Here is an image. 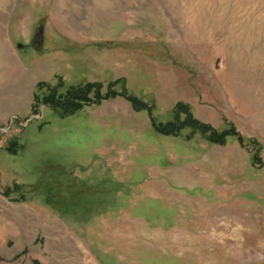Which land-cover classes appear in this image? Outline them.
Returning a JSON list of instances; mask_svg holds the SVG:
<instances>
[{"label": "rangeland", "instance_id": "obj_1", "mask_svg": "<svg viewBox=\"0 0 264 264\" xmlns=\"http://www.w3.org/2000/svg\"><path fill=\"white\" fill-rule=\"evenodd\" d=\"M87 1L60 0L71 38L57 0H0V264H264V0H130L121 21ZM60 76L123 78L159 121L185 102L247 142L164 135L123 96L33 114Z\"/></svg>", "mask_w": 264, "mask_h": 264}, {"label": "trees", "instance_id": "obj_2", "mask_svg": "<svg viewBox=\"0 0 264 264\" xmlns=\"http://www.w3.org/2000/svg\"><path fill=\"white\" fill-rule=\"evenodd\" d=\"M56 83L52 81H41L37 84L34 91V101L32 113L37 115L44 106L52 107L61 117L69 116L82 109L85 105H99L106 99L123 96L131 102L136 110L148 109L151 113V121L155 129L164 135H178L182 129L188 128L197 130L205 135L209 142L224 145L227 143L228 136H234L242 145L246 144V137L240 133L233 125L218 130L214 126L200 121L194 117L190 104L179 102L176 104L173 114L175 118L166 122L159 121L152 115L153 106L141 99L137 95L128 92L123 78H118L109 82L104 91V83L101 81H90L83 78L76 83H68L63 76ZM122 83L121 89L117 85ZM248 142L252 143L256 151L252 155V162H262L260 151L262 144L257 139L251 138Z\"/></svg>", "mask_w": 264, "mask_h": 264}, {"label": "crops", "instance_id": "obj_3", "mask_svg": "<svg viewBox=\"0 0 264 264\" xmlns=\"http://www.w3.org/2000/svg\"><path fill=\"white\" fill-rule=\"evenodd\" d=\"M130 0H88L87 4L91 6L97 13H101L106 17V19L110 20H122V13L120 12L121 7H126V5H129ZM129 3V4H128ZM63 7V4L60 2V0H57L55 2V5L52 10V16L53 21L55 24L60 26L59 28L63 30L66 35H68L71 38H78L79 37V31L76 29L74 31L73 23L70 24L68 27L66 24L67 20L76 19V21L81 17L82 8H79L74 3L68 4L65 3V14H59L58 10L59 8ZM80 9V10H79ZM61 13V12H60ZM70 16V18H69ZM64 23V26H63ZM75 27H77V24L74 22ZM67 27V28H66ZM66 28V29H65Z\"/></svg>", "mask_w": 264, "mask_h": 264}, {"label": "water", "instance_id": "obj_4", "mask_svg": "<svg viewBox=\"0 0 264 264\" xmlns=\"http://www.w3.org/2000/svg\"><path fill=\"white\" fill-rule=\"evenodd\" d=\"M38 31H40V32L43 31V25H41V26L39 27ZM20 45H21V44H19V46H20Z\"/></svg>", "mask_w": 264, "mask_h": 264}]
</instances>
